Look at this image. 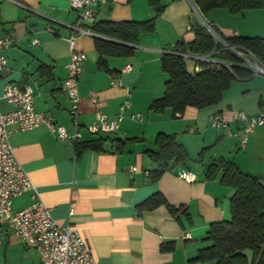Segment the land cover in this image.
I'll list each match as a JSON object with an SVG mask.
<instances>
[{
	"label": "crops",
	"instance_id": "obj_1",
	"mask_svg": "<svg viewBox=\"0 0 264 264\" xmlns=\"http://www.w3.org/2000/svg\"><path fill=\"white\" fill-rule=\"evenodd\" d=\"M161 3L164 11L160 15L149 0H107L98 8L90 26L93 33L100 22L156 21L153 34L139 37L134 57L105 58L113 74L98 68L96 34L75 40L74 49L87 55L79 79L80 144L103 140L102 150L77 152L76 146L58 141L45 126L14 130L10 138L15 157L37 187L40 200L59 225H70L81 232L93 264H209L191 261L211 245L206 241L210 226L231 219L230 200L234 195L233 189L220 183L221 171L215 179L206 178L209 166L227 159L264 183V127L249 135L242 150L237 135L243 124L232 122L237 112L264 114V74L236 80L218 105L202 110L189 107L180 117H174L172 109L150 110L152 103L164 96L168 80L162 76V56L178 42L194 41V18L217 30L223 40L264 39L263 12L231 15L220 9L206 18L194 10L192 0ZM76 20L70 0H0V37L15 40L14 46L4 52L8 67L0 73V98L7 83L28 85L34 92L36 110L52 115L69 132L73 131L71 103L62 85L71 53L67 39ZM33 41L38 43L34 45ZM144 54L147 57L141 59ZM185 61L190 74L197 72L194 59ZM151 65L158 86L146 93L144 71ZM128 66L130 70H126ZM126 102L130 106L115 133H87L86 127L95 121L96 113L114 118ZM1 103L2 112L11 111L4 101ZM135 114H140L142 120H132ZM215 115L230 121L236 136L213 128L209 118ZM159 134L175 135L189 159L172 164L171 171L154 182L150 174L157 164L145 151H156L154 143ZM203 150V161H198ZM132 167L135 171L130 173ZM181 172L192 173L195 181L181 179ZM157 195L166 203L154 208L146 205ZM32 203L27 193L14 199L13 209L21 211ZM71 210L74 216L70 218ZM169 243H173V250L162 251ZM0 264H40L37 253L1 221Z\"/></svg>",
	"mask_w": 264,
	"mask_h": 264
},
{
	"label": "trees",
	"instance_id": "obj_2",
	"mask_svg": "<svg viewBox=\"0 0 264 264\" xmlns=\"http://www.w3.org/2000/svg\"><path fill=\"white\" fill-rule=\"evenodd\" d=\"M198 11L205 15L214 10H225L231 15L244 11L264 8V0H192ZM157 15L162 14L164 6L161 0H149ZM156 21L136 22H100L93 27L99 37L95 39V49L99 54L98 68L111 74L106 57H131L134 55L138 39L143 34H153ZM230 46H236L252 53L264 65V39L235 37L225 40ZM215 57L234 62L238 65L232 71L224 67L212 68L200 64L201 70L190 74L184 55ZM242 61L231 52L224 50L213 37L202 29L196 32L194 41L178 42L174 48L164 53L160 65L163 73L168 75L165 82L164 96L155 100L150 106L154 112L172 109L174 117L183 114L191 107L198 110L218 105L226 91L236 80L247 79L253 72L239 64ZM103 140L76 145L77 152L87 149L102 150ZM156 151L145 154L157 164V169L150 176L158 181L165 173L171 171L172 164H183L189 159L187 150L178 143L175 135L159 134L155 140ZM206 150L198 155L203 161ZM222 172L220 183L234 190L230 200L231 219L214 223L210 226L206 241L211 243L201 249L191 263L215 262V264H248L245 256H234L237 251L251 250L254 253L253 264H264V183L260 178L242 172L232 161L220 159L211 164L206 172L207 179H215ZM160 195L154 196L146 205L154 208L165 204ZM175 211V210H173ZM173 243L166 244L162 251H172Z\"/></svg>",
	"mask_w": 264,
	"mask_h": 264
},
{
	"label": "built area",
	"instance_id": "obj_3",
	"mask_svg": "<svg viewBox=\"0 0 264 264\" xmlns=\"http://www.w3.org/2000/svg\"><path fill=\"white\" fill-rule=\"evenodd\" d=\"M107 0H70V9L77 14L76 22L70 26L71 36L67 39L71 53L66 65L67 78L64 80L62 90L71 103L70 114L73 118V131L69 132L66 127L59 125L55 118L36 110L34 105V92L28 85L21 86L17 83H7L3 88L0 98V221L6 228L14 233L28 248L33 249L40 260V264H93L90 248L81 232L73 227H63L52 217L51 211L40 200L37 187L30 180L23 166L15 157L10 142L13 131H26L41 126L47 127L60 142L78 145L82 142V133L77 122L79 109V79L84 71V63L87 55L74 49L75 40L82 36H95L90 26L96 20V13L100 6L105 5ZM194 6V10L198 9ZM205 29L216 43L238 57L242 63L239 66L254 73L264 74V65L250 52L236 46H230L220 38L213 28L202 22ZM51 32V30H48ZM12 37H0V73L8 67V59L4 55L6 50L14 46ZM38 41H33L37 44ZM185 60L194 59L197 62V72L201 70L200 64L209 67H224L232 71V67L238 65L234 62L215 57V54L206 56L184 55ZM130 70V66L126 68ZM4 101L11 107V111L2 112ZM94 101V100H93ZM129 102L121 107V114L109 118L99 113L95 114V121L86 127L90 135H102L115 133L120 122L124 119L123 112L129 108ZM176 117H180L177 114ZM132 120L141 121L140 114L132 115ZM211 126L217 130L225 131L226 134L236 136L230 129V121L219 115L209 118ZM232 122L242 123V132L237 135L240 139V148H246L249 135L256 128L264 127V114L249 116L244 112H237ZM13 127V129H11ZM135 168H130V173ZM180 178L188 183H193L195 177L190 172H181ZM29 193L33 201L28 208L15 211L13 201ZM74 216V211L69 212V217Z\"/></svg>",
	"mask_w": 264,
	"mask_h": 264
},
{
	"label": "rangeland",
	"instance_id": "obj_4",
	"mask_svg": "<svg viewBox=\"0 0 264 264\" xmlns=\"http://www.w3.org/2000/svg\"><path fill=\"white\" fill-rule=\"evenodd\" d=\"M244 12H263V13H261V14H264V11H263V9H258V10H249V11H244ZM194 14H195V12H194ZM208 14L209 13H207V14H205L204 16L206 17V18H208ZM264 16V15H263ZM264 18V17H263ZM207 21V20H206ZM210 23V22H209ZM213 30L216 32V34L220 37V38H222L221 36H220V34L217 32V30H215L214 28H213ZM214 38V37H213ZM139 40V39H138ZM166 49H169V48H166ZM136 50V49H135ZM135 50H134V52H135ZM131 57H134V55L133 56H131ZM130 57V58H131ZM141 57V59H144V58H146L147 56L144 54V55H141L140 56ZM161 66V65H160ZM152 68H153V65H151V66H148V67H146V69H145V71H144V87L145 88H143V90H145V92L146 93H151V91H152V89L153 88H155V87H157L158 86V83H157V79H156V77L154 76V73L152 72ZM163 74V73H162ZM165 74V73H164ZM162 75L163 76V78H166V79H168V75L166 74V75ZM161 82H159V84H160ZM161 86V85H160ZM163 91H165V87H164V90ZM141 114V113H140ZM144 118H145V114H141ZM206 263H212V262H206Z\"/></svg>",
	"mask_w": 264,
	"mask_h": 264
},
{
	"label": "water",
	"instance_id": "obj_5",
	"mask_svg": "<svg viewBox=\"0 0 264 264\" xmlns=\"http://www.w3.org/2000/svg\"><path fill=\"white\" fill-rule=\"evenodd\" d=\"M193 25L197 31L203 29L202 24H200V22L196 18L193 19ZM239 255L245 256L248 260V264H253L254 253L251 250L237 251L234 254V256H239Z\"/></svg>",
	"mask_w": 264,
	"mask_h": 264
}]
</instances>
